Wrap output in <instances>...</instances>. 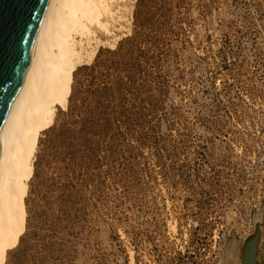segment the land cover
Wrapping results in <instances>:
<instances>
[{
	"label": "rangeland",
	"instance_id": "374dc122",
	"mask_svg": "<svg viewBox=\"0 0 264 264\" xmlns=\"http://www.w3.org/2000/svg\"><path fill=\"white\" fill-rule=\"evenodd\" d=\"M126 14L40 130L4 264H237L264 217V0Z\"/></svg>",
	"mask_w": 264,
	"mask_h": 264
},
{
	"label": "bare ground",
	"instance_id": "6f19581e",
	"mask_svg": "<svg viewBox=\"0 0 264 264\" xmlns=\"http://www.w3.org/2000/svg\"><path fill=\"white\" fill-rule=\"evenodd\" d=\"M127 2L48 1L0 146V264L25 227L40 130L53 119L57 105L68 104L77 68L108 43L97 32L112 37L114 28L127 20Z\"/></svg>",
	"mask_w": 264,
	"mask_h": 264
},
{
	"label": "water",
	"instance_id": "95a60500",
	"mask_svg": "<svg viewBox=\"0 0 264 264\" xmlns=\"http://www.w3.org/2000/svg\"><path fill=\"white\" fill-rule=\"evenodd\" d=\"M49 0H0V146ZM238 245L237 264H264V217Z\"/></svg>",
	"mask_w": 264,
	"mask_h": 264
}]
</instances>
